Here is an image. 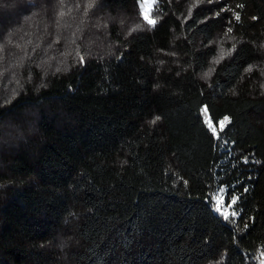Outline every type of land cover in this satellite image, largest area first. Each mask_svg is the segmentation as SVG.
I'll list each match as a JSON object with an SVG mask.
<instances>
[{
	"label": "trees",
	"instance_id": "1",
	"mask_svg": "<svg viewBox=\"0 0 264 264\" xmlns=\"http://www.w3.org/2000/svg\"><path fill=\"white\" fill-rule=\"evenodd\" d=\"M140 2L0 0V264L264 259V0Z\"/></svg>",
	"mask_w": 264,
	"mask_h": 264
},
{
	"label": "snow or ice",
	"instance_id": "2",
	"mask_svg": "<svg viewBox=\"0 0 264 264\" xmlns=\"http://www.w3.org/2000/svg\"><path fill=\"white\" fill-rule=\"evenodd\" d=\"M61 3H63V0H61ZM94 3H95V0H88L87 8H91L94 5ZM239 7H243V5H239ZM59 15L61 17H63L65 15V13L63 11H61L59 13ZM235 19H236V21H239L240 20V14L239 13H236L235 14ZM253 19H256V17H253ZM148 23L149 24H154V21H148ZM228 32H231V28L228 29ZM0 50H2V49H0ZM80 60H81V62H83V57L82 56L80 57ZM203 111L206 114L207 111H208L207 107H205L203 109ZM157 119H159V117H157ZM153 122H155V121H153ZM203 123L206 124L207 129L210 131L212 137H215L217 139H221L222 137L220 136L219 133L224 132L225 126L228 123H230V120H229V117L225 116L223 119H221V120L218 121V124H219V132L217 131V128L214 127V125L211 122V119L210 118L209 119H205L203 121ZM186 183L187 182L185 181V184ZM245 191H247V189H245ZM219 194H221V195H223V196H225L227 198L228 203L225 206L228 207V208H232V205H235L236 202H237V200L239 199L238 196H236L234 194H229L227 192V190L226 189H223V188L219 190ZM216 211L219 212L221 215H223V217H224L225 220H228L229 219V216L228 215H224V213L221 212L220 207H217L216 208ZM236 214H237L236 213V209H232L231 215L234 217ZM261 264H264V260L261 261Z\"/></svg>",
	"mask_w": 264,
	"mask_h": 264
},
{
	"label": "rangeland",
	"instance_id": "3",
	"mask_svg": "<svg viewBox=\"0 0 264 264\" xmlns=\"http://www.w3.org/2000/svg\"><path fill=\"white\" fill-rule=\"evenodd\" d=\"M153 4H154V0H141V2L139 3V7H140V12H141V14H142V17L146 20V21H151V19H150V12H151V9H152V7H153ZM13 15L15 16L16 14L15 13H13ZM16 17H17V15H16ZM16 19V18H15ZM14 19V20H15ZM12 23V24H11ZM11 23H9V25L11 24V26H10V29H13L16 25V23L12 20V22ZM8 35H10V37H7V38H11L9 41H11V43H14V36H12V35H16V33L14 34V32L13 33H11V34H8ZM8 40V39H7ZM22 45V43H20V46ZM0 46H2L1 45V41H0ZM19 60H21V58L19 59ZM19 60H17V61H19ZM216 202H217V206H219L220 205V203H221V199L220 198H218L217 197V199H216ZM221 212H226V210L224 209V210H221ZM262 260H264V259H260V260H258V264H261V261Z\"/></svg>",
	"mask_w": 264,
	"mask_h": 264
}]
</instances>
